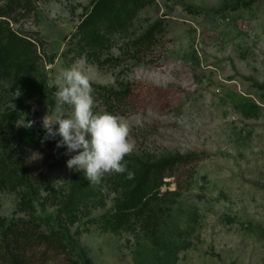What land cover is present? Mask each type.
<instances>
[{
    "label": "rangeland",
    "instance_id": "1",
    "mask_svg": "<svg viewBox=\"0 0 264 264\" xmlns=\"http://www.w3.org/2000/svg\"><path fill=\"white\" fill-rule=\"evenodd\" d=\"M95 1L21 0L31 7L11 15L10 28L33 44L54 103L15 97L13 72L0 77V154L21 161L31 187L25 202L0 188V240L5 228L30 222L74 242L77 264H264V0H146L105 46L80 51L77 29ZM155 24L160 30L145 42ZM69 67L89 77L94 113L128 125L135 145L128 157L183 161L163 180L165 197L147 220L126 231L96 224L114 212L108 174L92 185L98 196L68 217L69 184L82 172L66 167L70 155L56 142L28 150L19 141L22 131L43 128L47 112L71 115L55 96V79ZM101 88L127 89L129 97L112 101ZM23 118L32 127L19 126ZM40 252L25 264H69Z\"/></svg>",
    "mask_w": 264,
    "mask_h": 264
},
{
    "label": "trees",
    "instance_id": "2",
    "mask_svg": "<svg viewBox=\"0 0 264 264\" xmlns=\"http://www.w3.org/2000/svg\"><path fill=\"white\" fill-rule=\"evenodd\" d=\"M146 3V0H96L93 9L77 29V36L82 44L80 51L84 49L83 44L93 49L105 46L108 41L106 36L113 31L127 28ZM23 4L21 0H6L4 7L0 9V77L4 78L7 72H13L15 81L20 84V98H29L38 105L50 106L54 103V94L38 72L40 59L33 50V44L27 37L10 28L12 13L19 8L31 7L26 2ZM158 30L160 28L157 24L149 28L143 36L144 41L152 39ZM101 90L112 101L117 102L129 97L127 89L115 92L104 88ZM45 135L43 128L33 134L22 131L19 141L24 148L36 150L46 142L55 143L58 140V136L54 139H44ZM124 159L128 171L134 173V178L127 179V172L106 175L104 182L110 192L115 194V200L114 212L104 215L96 222L102 231L119 233L128 230L133 224L146 221L155 202H160L165 197L164 194L159 197V191L168 172L176 163L183 162L147 164L128 156ZM20 171L21 161L0 154V188L19 194L25 202L29 201L31 192L28 189L31 187ZM92 185L95 184L89 183L83 173L80 178L74 177L70 181L69 193L62 207L66 216L75 217L82 203L98 196ZM35 248L41 251V256L53 252L58 257L67 256L69 264H77L73 258L77 252L74 242L60 232H40L30 222H22L19 228L4 229L0 240V264H25L28 253L35 252Z\"/></svg>",
    "mask_w": 264,
    "mask_h": 264
},
{
    "label": "clouds",
    "instance_id": "3",
    "mask_svg": "<svg viewBox=\"0 0 264 264\" xmlns=\"http://www.w3.org/2000/svg\"><path fill=\"white\" fill-rule=\"evenodd\" d=\"M55 84L58 105L69 106L71 115L66 118L57 107L54 115L47 112L42 118V127L46 134L44 139L60 138L56 147L65 148V155H70L66 167L82 172L91 184H98L109 173L127 172V179H133L134 173L128 171L124 159L135 147L129 139V127L108 112H93V89L89 77L77 67H69L58 73ZM20 95L19 90L14 92L15 97ZM32 123L23 118L19 126L30 128Z\"/></svg>",
    "mask_w": 264,
    "mask_h": 264
}]
</instances>
